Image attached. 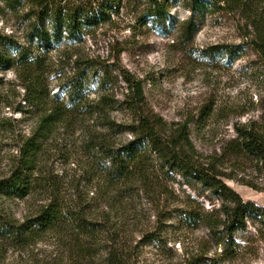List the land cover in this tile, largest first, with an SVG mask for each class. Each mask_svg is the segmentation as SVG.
<instances>
[{
    "label": "rangeland",
    "instance_id": "374dc122",
    "mask_svg": "<svg viewBox=\"0 0 264 264\" xmlns=\"http://www.w3.org/2000/svg\"><path fill=\"white\" fill-rule=\"evenodd\" d=\"M146 5L142 0H124L111 21L84 30L81 43L51 51L52 93L75 70L86 67L93 69L91 98L103 91L105 71L110 73L108 92L122 98L127 86L120 69L129 71L143 82L146 110L161 116L169 127L189 121L200 161L211 163L217 157V168L226 174L222 180L244 200L264 205L263 172L251 158L233 156L228 149L237 137L236 124L257 121L264 126V71L250 43L251 27L240 12L221 9L198 14V28L187 38L180 26L191 12L182 1L170 5V23L154 25L142 19ZM0 31L24 41L23 27L7 12L0 14ZM24 96L16 72L1 71L0 175L9 172L17 144L31 131L30 114L18 110L27 109ZM4 117L14 118V134L4 129ZM112 117L130 121L121 110L113 111ZM82 128H61L49 139L40 155L43 175L54 182L62 202L107 225L131 257L130 264H192L190 258H200L202 264H264L263 224L249 220L245 230L233 234L234 254L226 253L205 220L188 217L189 213L218 215L216 229H222L221 198L165 167L153 153L146 157L143 174L108 182L96 167L94 152L85 147ZM131 138L121 134L117 143ZM52 192L39 188L24 199L0 196V209L22 221L49 203ZM60 239L50 233L27 249L0 241V264L62 260L68 248Z\"/></svg>",
    "mask_w": 264,
    "mask_h": 264
},
{
    "label": "trees",
    "instance_id": "16d2710c",
    "mask_svg": "<svg viewBox=\"0 0 264 264\" xmlns=\"http://www.w3.org/2000/svg\"><path fill=\"white\" fill-rule=\"evenodd\" d=\"M124 0H0V14L9 13L23 27L20 41L13 34L0 31V72L13 69L24 89L25 107L18 110L33 120L31 131L17 144L10 170L0 175V196L24 199L39 188L50 189L52 199L36 213L17 220L0 209V241L2 245L27 249L52 233L68 248L66 258H54L49 264H130L131 257L118 237L113 236L104 222L93 220L83 209L70 208L61 201L54 182L43 175L40 155L46 144L61 128L83 127L84 144L95 154V164L105 173L106 180L120 182L138 173L143 174L149 153L163 165L185 177L200 182L222 199L224 219L219 227L218 215L189 213V221L205 220L215 238L224 243L225 252L232 251L233 234L245 230L249 220L264 225V205L244 200L221 178L225 173L217 168L218 158L211 163L200 161L190 138L189 121L168 126L164 119L146 110L143 82L129 71L121 70L127 92L122 98L109 93L106 86L109 71L101 81L102 92L90 96V76L93 69L75 70L52 93L48 81L49 54L81 43L84 30L111 21L119 14ZM146 3L142 19L160 24L172 19L170 5L183 2L191 15L181 23L180 30L191 38L198 28L196 16L221 9L240 12L251 27L250 43L259 55L264 71V0H142ZM217 46H214L216 48ZM127 112L130 121H117L112 112ZM14 118L4 117V129L15 133ZM237 137L230 142L229 153L251 158L264 174V126L257 121L236 124ZM128 133L132 138L117 143V137ZM52 184V187H50ZM106 238L102 239V235ZM105 239V240H104ZM106 242V245L103 242ZM57 256V255H56ZM54 256V257H56ZM99 256V257H98ZM192 264H202L200 258ZM29 264V263H27ZM31 264H47L45 262Z\"/></svg>",
    "mask_w": 264,
    "mask_h": 264
}]
</instances>
